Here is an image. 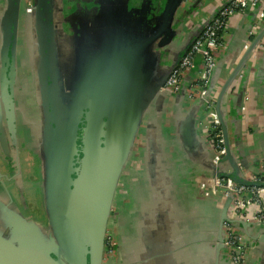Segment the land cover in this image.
I'll return each instance as SVG.
<instances>
[{
  "label": "crops",
  "instance_id": "obj_1",
  "mask_svg": "<svg viewBox=\"0 0 264 264\" xmlns=\"http://www.w3.org/2000/svg\"><path fill=\"white\" fill-rule=\"evenodd\" d=\"M106 1L51 0L57 60L66 45L77 48L101 30ZM143 1L134 0L132 8L117 17L138 25ZM148 1L153 28L167 0ZM227 1L184 0L178 6L170 21L174 35L164 46L171 55L157 57V76L169 74L203 25ZM34 2L19 1L8 95L1 89L0 76V221L6 211L43 225L44 111ZM7 4L8 0H0V17ZM216 59L206 85L202 74L190 73L179 92L171 95L174 99L156 97L145 111L109 218L122 264H214L225 200L212 191L210 117L199 115L203 87L204 96L213 102V113H220L225 121L232 157L246 166L248 175L264 155V11L260 3L230 18ZM218 264H227L225 256ZM248 264H264L263 243L250 242Z\"/></svg>",
  "mask_w": 264,
  "mask_h": 264
},
{
  "label": "water",
  "instance_id": "obj_2",
  "mask_svg": "<svg viewBox=\"0 0 264 264\" xmlns=\"http://www.w3.org/2000/svg\"><path fill=\"white\" fill-rule=\"evenodd\" d=\"M19 1L8 0L5 13L0 17L1 89L7 95L13 73ZM182 2L184 0H167L152 31L149 29V36L144 35L145 39L133 47H125L118 31L112 27H104L92 34L87 41L97 45L96 49L92 48L94 54L84 58L85 53H79L76 77L70 84L71 90L67 91L54 70L58 60L53 45L51 0H35L33 8L41 51L37 74L44 111L46 217L43 225H39L18 213L4 211L5 217L0 221V264H105L103 253L106 233L110 231L114 196L138 137L142 118L154 98L166 95L174 99L168 91H162L167 76L156 75L157 56H150L147 50L162 48L170 42L174 35L170 21ZM263 2L260 0L261 5ZM116 24L121 25V22ZM183 55L178 57L171 70ZM207 99L211 100L206 96L199 100L202 110L199 115L204 113ZM217 118L226 147L222 164L228 166L224 165L221 170L214 168L212 180L219 176L247 184L251 175L246 166L232 157L225 121L220 113ZM258 158L253 174L258 171ZM239 166L244 170V178L239 175ZM223 199L225 205L218 225L214 264L224 258L222 226L224 222H230V199ZM235 223L249 242L264 244V227ZM111 235L115 250L110 261L122 264L116 256L115 235L112 232Z\"/></svg>",
  "mask_w": 264,
  "mask_h": 264
},
{
  "label": "built area",
  "instance_id": "obj_3",
  "mask_svg": "<svg viewBox=\"0 0 264 264\" xmlns=\"http://www.w3.org/2000/svg\"><path fill=\"white\" fill-rule=\"evenodd\" d=\"M30 5L32 0H26ZM189 1V0H186ZM260 3V0H229L221 5L215 16L211 19L199 35L193 40L187 52L177 61L170 71L163 85L162 91L171 95L179 92L182 83L191 72L203 75L205 85L216 66V53L222 47V37L227 29L229 20L235 14L243 12ZM264 11V2L262 4ZM193 86H190V91ZM205 87L200 96L205 95ZM203 114L210 117L209 139L212 149L211 163L215 169H222V159L226 156L224 134L220 121L213 113V102L204 101ZM257 174H250L251 181L247 184L234 182L230 178L215 176L212 180V189L225 199H230V222H224L223 246L227 264H248V251L250 242L240 232L235 222H244L257 227H264V157H259ZM221 166V167H220ZM239 175L244 178V170L238 167ZM244 180V179H242ZM249 244V245H248ZM115 242L111 232L106 233L103 262L111 263L114 254Z\"/></svg>",
  "mask_w": 264,
  "mask_h": 264
},
{
  "label": "flooded vegetation",
  "instance_id": "obj_4",
  "mask_svg": "<svg viewBox=\"0 0 264 264\" xmlns=\"http://www.w3.org/2000/svg\"><path fill=\"white\" fill-rule=\"evenodd\" d=\"M129 1L131 2L130 4ZM133 1L134 0H107L105 2L104 11L102 14L103 22L98 26L99 29H102L104 27L108 29V27H112L113 29H115V31H118L119 37L121 38V43L127 48H129L130 46L133 47L135 44H139L142 39H145L144 37L149 36V34H147L149 33V29L150 32L152 31V26L150 25L152 24L153 17L152 11L149 9L151 5L148 0H144L142 3V5H144V10L142 11L143 15L139 19L138 25L134 24V21L133 24L131 23L130 25L127 19L117 17L119 14L121 16L125 14V8H132V5L134 4ZM122 11L124 12L122 13ZM117 21H120L121 25H117ZM87 40H83V42L79 43L77 45V48H71L70 45H66L64 49L60 50V52H62V55L60 56L58 60L59 62H57V67H55L54 70H57L59 81L64 84V89L67 91L71 88L70 84L76 77V61L78 59L79 53H85L84 58H89V55L94 54V50H92V48L96 49L97 47L96 44L91 43V40ZM147 51L150 56L163 58H168V54H170L168 52V49L164 47L158 49L152 47V49H149ZM163 51L166 53V55H164ZM168 75L169 74H167L166 76ZM67 94H69V92H67Z\"/></svg>",
  "mask_w": 264,
  "mask_h": 264
},
{
  "label": "trees",
  "instance_id": "obj_5",
  "mask_svg": "<svg viewBox=\"0 0 264 264\" xmlns=\"http://www.w3.org/2000/svg\"><path fill=\"white\" fill-rule=\"evenodd\" d=\"M188 49H189V48H188ZM188 49H187V50H188ZM186 52H187V51H186ZM186 52H185V53H186ZM185 53H184V54H185ZM182 55H183V54H182Z\"/></svg>",
  "mask_w": 264,
  "mask_h": 264
}]
</instances>
